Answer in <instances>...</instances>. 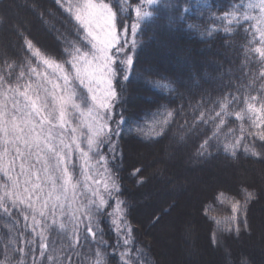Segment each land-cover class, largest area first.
I'll use <instances>...</instances> for the list:
<instances>
[{
  "label": "trees",
  "instance_id": "obj_1",
  "mask_svg": "<svg viewBox=\"0 0 264 264\" xmlns=\"http://www.w3.org/2000/svg\"><path fill=\"white\" fill-rule=\"evenodd\" d=\"M66 1L0 0V98L29 88L41 60L70 68L90 51ZM99 1L112 9L119 39L110 134L93 156L105 158L112 193L105 207H87L79 219L66 214L63 227L39 223L0 170V264H179L181 250L166 259L153 232L183 195L169 192L173 178L190 189L175 163L184 157L202 180L223 170L251 177L203 195L196 222L186 224L185 239L177 237L189 254L180 264L198 262L200 249L207 259L218 256L211 264H264V250L243 245L254 236L255 214L264 212V0ZM167 149L176 154L161 159ZM73 156L67 175L62 166L55 174L80 182ZM11 159L19 165L17 155ZM59 161L48 160L49 171ZM162 187V198L153 197ZM116 202L129 237L116 231Z\"/></svg>",
  "mask_w": 264,
  "mask_h": 264
},
{
  "label": "rangeland",
  "instance_id": "obj_2",
  "mask_svg": "<svg viewBox=\"0 0 264 264\" xmlns=\"http://www.w3.org/2000/svg\"><path fill=\"white\" fill-rule=\"evenodd\" d=\"M66 3L86 32L90 51L77 56L70 68L41 60L40 72L29 88L11 90V94L0 98V170L11 180L12 187L17 186L15 197L31 208L39 223H57L61 227L65 226L66 214L79 219L87 207H105L107 195L112 193L113 188H109L112 177L105 158L101 156L93 161V156L110 134L106 116L110 114L116 93L114 64L120 60L113 53L119 39L112 9L99 0H67ZM131 53L125 61H131ZM76 91L85 103L77 101ZM175 154L176 150L170 155L167 149L161 159ZM11 155H17L19 165H14ZM131 155L139 159L141 152L133 151ZM72 156L79 161L80 182L64 176L68 172L67 157ZM48 160H60L59 166L49 171ZM175 163L182 166L180 175L190 189L185 191V183L173 178L169 192L183 195L177 200L172 215L162 220L153 234L155 244L166 259L175 249L181 250L176 260L180 264L189 254L176 240L177 237L185 239L186 224L196 222V206L203 195L217 183L250 179L251 175L212 171L202 180L200 173L189 171L188 158H177ZM60 169L65 174H55ZM165 192L162 187L152 195L160 199ZM7 194H12L11 189ZM114 209L117 233L124 231L129 237L132 228L126 223L121 203L116 202ZM258 210L264 211V205ZM181 212L185 217L179 223L177 217ZM255 217L259 222L254 224V236L243 242L245 251L264 250V212H258ZM198 252L199 261L194 264H211L218 259L216 254L205 258L202 249Z\"/></svg>",
  "mask_w": 264,
  "mask_h": 264
},
{
  "label": "bare ground",
  "instance_id": "obj_3",
  "mask_svg": "<svg viewBox=\"0 0 264 264\" xmlns=\"http://www.w3.org/2000/svg\"><path fill=\"white\" fill-rule=\"evenodd\" d=\"M154 227H152L149 231H151Z\"/></svg>",
  "mask_w": 264,
  "mask_h": 264
}]
</instances>
